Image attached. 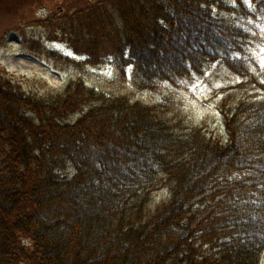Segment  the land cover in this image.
<instances>
[{
	"label": "trees",
	"instance_id": "16d2710c",
	"mask_svg": "<svg viewBox=\"0 0 264 264\" xmlns=\"http://www.w3.org/2000/svg\"><path fill=\"white\" fill-rule=\"evenodd\" d=\"M258 20L264 0H85L45 19L83 58L36 48L57 68L110 62L123 84L129 66L134 92L214 65L241 82L220 94L224 135H212L122 87L76 76L54 89L0 68V264H262Z\"/></svg>",
	"mask_w": 264,
	"mask_h": 264
},
{
	"label": "rangeland",
	"instance_id": "374dc122",
	"mask_svg": "<svg viewBox=\"0 0 264 264\" xmlns=\"http://www.w3.org/2000/svg\"><path fill=\"white\" fill-rule=\"evenodd\" d=\"M12 0L0 1V68L10 75L36 77L59 89L67 85L76 76H83L87 85L99 91L109 93L116 87L134 100L145 104H164L173 115L186 117L194 124H203L206 132L212 135H224V121L218 110L220 94L225 88L238 85L236 77L223 66L214 65L203 76L177 81L173 84H160L152 91L134 92L130 85L115 80L105 69H84L83 66H63L43 62L36 56V48L47 47L57 53L75 58L66 45L52 41L54 34L49 31L45 19L60 18L64 12H71L85 5V0ZM60 9V10H59ZM75 11V10H74ZM254 26L251 57L260 81L264 74V25L258 20L250 22ZM107 69V68H106ZM250 82V81H249ZM247 83L250 87H259L255 81ZM264 264V254L262 256Z\"/></svg>",
	"mask_w": 264,
	"mask_h": 264
}]
</instances>
